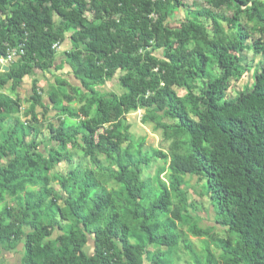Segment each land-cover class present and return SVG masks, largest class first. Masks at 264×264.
Listing matches in <instances>:
<instances>
[{"label":"trees","instance_id":"obj_1","mask_svg":"<svg viewBox=\"0 0 264 264\" xmlns=\"http://www.w3.org/2000/svg\"><path fill=\"white\" fill-rule=\"evenodd\" d=\"M184 1L0 0V59L20 45L25 51L23 67L4 73L0 87L19 85L30 75L33 59L41 60L44 68L54 59L53 46L63 39V30L53 27L55 15L73 30L76 52L68 59L79 85L71 91L83 94L85 103L76 111L50 98L59 118L57 128L50 126V140L58 150L39 163L33 152L42 141H37L32 124L38 123L36 109L44 106L35 85L27 124L3 115L19 106L0 95V163L2 157L8 159L0 169V245L12 249L23 239V264H170L163 252L151 248L156 235L175 224L172 193L187 203L181 189L185 176L205 182L215 224L229 233L227 239H218L212 230L194 227L192 236L209 238L221 251L223 264H264V64L249 88L227 99L231 81L244 74L248 36L237 18L229 21L233 37L226 36L222 18L209 8L188 10L178 27L167 26L168 17ZM207 1L216 10L230 3L240 11L250 8L264 35V0ZM87 10L93 20L85 17ZM199 18L211 21L212 38ZM193 42L198 45L189 48ZM254 52L264 58V38L256 41ZM118 70L126 73L120 80L123 95L96 91ZM175 88L190 94L199 88L200 95L194 97L198 120L187 113ZM141 109L162 113L173 122L160 127L166 137L176 139L180 150L170 162L169 184L142 176L150 163L143 153L145 140H133L125 122L130 112ZM77 142L102 175L97 155L112 161L116 171L107 177L121 186L119 191H108L103 183L91 186V172L80 168L51 178L55 166L71 162L67 147ZM52 180L59 192L50 187ZM5 194L22 195L17 210L2 207ZM60 202L63 207L54 215L51 208ZM52 236L58 248L44 243ZM86 237L95 242L91 255L83 250ZM180 240L174 234L166 244L176 246ZM182 244L191 264H216L209 253L202 260L190 241Z\"/></svg>","mask_w":264,"mask_h":264},{"label":"rangeland","instance_id":"obj_2","mask_svg":"<svg viewBox=\"0 0 264 264\" xmlns=\"http://www.w3.org/2000/svg\"><path fill=\"white\" fill-rule=\"evenodd\" d=\"M205 8L213 10L214 13L222 18L220 22L221 28L223 33L229 38H232L235 33L233 23L231 24V22H229L233 18L238 19V24L242 26L244 32L248 36L244 42L246 50L242 53L243 60L245 61L243 63L245 67L244 74L241 78L231 81V88L227 92V99H235L240 92L252 85L255 73L259 70L260 66L264 64V58L254 52L256 41L261 37L264 38V35L261 33L262 27L250 14V8H247L246 11H240L235 4L230 3L216 10L209 5L207 0H185L183 6L168 17L166 24L171 28L178 27L180 22L185 19L188 10L199 11ZM85 17L88 20H93V13L87 10ZM199 21L204 25L208 36L212 38L211 21L204 18H199ZM61 22L59 18L53 15V27L55 30H63V39L57 44V48L54 49V59L47 63V68H44L41 60L35 58L33 61H30L32 66L30 75L25 77L19 85L15 87L12 82H8L0 87V95L9 97L17 102L19 106V109L5 112L3 115L8 120H18L22 124H27L31 122V117L27 115V110L30 105V97L33 94L32 86L35 85L44 106L43 108L36 109L38 123L32 124L38 131L37 141H42L38 150L33 152V159L39 163L42 162L41 158L49 157L51 150H58L55 144L50 140V126L57 128L59 124L58 112L56 111L57 106L50 102V98L53 97L58 103L76 111L85 104L83 94L75 95L71 91L72 87L79 85V82L73 77L68 59L70 54L76 52L70 39L73 30L67 29L64 25H61ZM197 45L198 44L193 42L189 48H193ZM24 55L25 51L22 56L19 55L12 58L10 61L0 63V83L1 80L4 79L3 74L6 73L2 70V66L8 68V70L11 68L20 69L25 64V60H22ZM154 55L157 57L158 53L155 52ZM26 61L28 62V60ZM125 74L124 71H116L112 77L106 80L104 86L97 87L96 91L103 95H123L125 90L121 87L120 80ZM174 91L190 117L193 120H198L200 108L196 101H194V97L200 95L199 88L192 94L184 89L175 88ZM68 96L72 98V101L67 99ZM125 122L130 127L129 134L133 137V140H145L143 153L147 154L150 158V163L143 167L142 176L144 179L152 180V182L155 183L157 178H159V180L169 184L171 177L169 172L170 162L172 156L179 153L180 150L176 148V139L166 137L160 127L171 126L173 122L162 113L155 114L145 109L130 112L125 117ZM7 128L8 125L6 124L4 129L7 130ZM104 130L106 129L101 130L100 133ZM127 146L128 144L123 145L122 149H126ZM82 148L83 146L80 142L69 144L67 152L71 155V162L67 163L64 161L55 166L50 173L51 178L56 179L59 176L67 174L70 170L80 168V170L91 172L89 178V184L91 186H97L103 183L108 191H119L121 186L107 177L109 172L116 171L112 161L103 155H97V160L102 168V175L94 162L84 155ZM3 154L4 150L0 145V156ZM7 160L8 159L2 157L0 169L7 163ZM182 180L183 184L181 189L186 194L187 203L184 206L179 202L176 195L172 193V217L176 220L175 224L168 228L166 232L156 235L155 244L151 250L152 252H163L166 261L170 262V264H191L189 252L182 244V241L186 240L191 242L193 250L202 260L206 259L209 253L217 261L216 264H223L221 261V251L215 248L213 242L209 238L193 237L191 234L192 228L196 227L201 230H212L210 233L218 239H227L229 237V233L226 230L217 227L215 224L217 216L209 201L205 182L193 176L182 177ZM50 187L58 192L60 190L55 180H52ZM21 196L22 195L14 196L5 194L2 207L17 210L20 206ZM62 207L63 204L60 202L51 208V212L57 215L58 209ZM175 214H178L179 217H175ZM56 217L59 219L58 216ZM70 223L72 224L73 221ZM74 230L76 229L74 228ZM24 232L27 233L28 231L25 229ZM174 234L181 236V240L176 246L167 245L166 238ZM86 240L87 243L83 250L87 255H91L94 251L95 242L89 237H86ZM47 242H50L52 247L58 248L56 236H52L44 241V243ZM24 244L22 239L16 243L12 249H6L0 245V264H23L25 256Z\"/></svg>","mask_w":264,"mask_h":264},{"label":"built area","instance_id":"obj_3","mask_svg":"<svg viewBox=\"0 0 264 264\" xmlns=\"http://www.w3.org/2000/svg\"><path fill=\"white\" fill-rule=\"evenodd\" d=\"M57 45L53 46V49H56ZM24 54V46L21 45L20 47H16L13 49H9L7 52V58L0 59L1 63H4L5 61H10L12 58H15L16 56L23 55Z\"/></svg>","mask_w":264,"mask_h":264},{"label":"water","instance_id":"obj_4","mask_svg":"<svg viewBox=\"0 0 264 264\" xmlns=\"http://www.w3.org/2000/svg\"><path fill=\"white\" fill-rule=\"evenodd\" d=\"M4 72H8L9 70H8V68H3L2 69Z\"/></svg>","mask_w":264,"mask_h":264},{"label":"crops","instance_id":"obj_5","mask_svg":"<svg viewBox=\"0 0 264 264\" xmlns=\"http://www.w3.org/2000/svg\"><path fill=\"white\" fill-rule=\"evenodd\" d=\"M0 63H1V62H0ZM2 67L5 68L4 66H2ZM3 68H2V69H3Z\"/></svg>","mask_w":264,"mask_h":264}]
</instances>
